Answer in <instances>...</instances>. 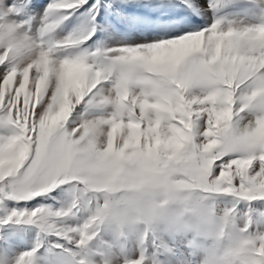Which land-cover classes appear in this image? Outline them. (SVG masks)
Instances as JSON below:
<instances>
[{
    "label": "snow or ice",
    "instance_id": "snow-or-ice-1",
    "mask_svg": "<svg viewBox=\"0 0 264 264\" xmlns=\"http://www.w3.org/2000/svg\"><path fill=\"white\" fill-rule=\"evenodd\" d=\"M161 148L264 216V0H0V223L38 229L14 264H85L94 165Z\"/></svg>",
    "mask_w": 264,
    "mask_h": 264
},
{
    "label": "clouds",
    "instance_id": "clouds-1",
    "mask_svg": "<svg viewBox=\"0 0 264 264\" xmlns=\"http://www.w3.org/2000/svg\"><path fill=\"white\" fill-rule=\"evenodd\" d=\"M94 169L81 248L94 255L77 262L126 264L143 250V264H264V223L229 199L189 149L110 158Z\"/></svg>",
    "mask_w": 264,
    "mask_h": 264
},
{
    "label": "rangeland",
    "instance_id": "rangeland-1",
    "mask_svg": "<svg viewBox=\"0 0 264 264\" xmlns=\"http://www.w3.org/2000/svg\"><path fill=\"white\" fill-rule=\"evenodd\" d=\"M44 2V0H41ZM241 209L246 210V205L241 204ZM254 207L257 210L264 209V203L257 202ZM255 214L258 221L264 223V216L259 211ZM0 215H3L0 213ZM38 229L35 225L24 223H0V264H14V258L32 247L36 239Z\"/></svg>",
    "mask_w": 264,
    "mask_h": 264
}]
</instances>
